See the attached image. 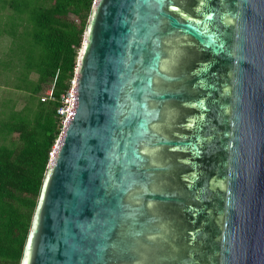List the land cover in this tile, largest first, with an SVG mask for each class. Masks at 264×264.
<instances>
[{"label": "water", "instance_id": "water-1", "mask_svg": "<svg viewBox=\"0 0 264 264\" xmlns=\"http://www.w3.org/2000/svg\"><path fill=\"white\" fill-rule=\"evenodd\" d=\"M21 264H264V0H95Z\"/></svg>", "mask_w": 264, "mask_h": 264}, {"label": "trees", "instance_id": "trees-1", "mask_svg": "<svg viewBox=\"0 0 264 264\" xmlns=\"http://www.w3.org/2000/svg\"><path fill=\"white\" fill-rule=\"evenodd\" d=\"M94 0H0V264H21ZM18 18L19 24L12 23ZM13 24V26L11 25ZM53 97L42 100L49 87ZM23 94L20 106L18 96ZM18 95V96H17Z\"/></svg>", "mask_w": 264, "mask_h": 264}, {"label": "built area", "instance_id": "built-area-1", "mask_svg": "<svg viewBox=\"0 0 264 264\" xmlns=\"http://www.w3.org/2000/svg\"><path fill=\"white\" fill-rule=\"evenodd\" d=\"M95 1V0H94ZM76 87H77V73L75 72L74 78L71 79L69 88L62 95V105L58 108V113L60 115V133L56 140V143L53 146L52 151L50 152V160H53L54 154L58 147L59 141L64 133V130L68 124V121L72 118L75 107V98H76ZM53 86L49 87L46 93L43 95L42 100H47L53 97Z\"/></svg>", "mask_w": 264, "mask_h": 264}, {"label": "rangeland", "instance_id": "rangeland-1", "mask_svg": "<svg viewBox=\"0 0 264 264\" xmlns=\"http://www.w3.org/2000/svg\"><path fill=\"white\" fill-rule=\"evenodd\" d=\"M3 22H4V16H3V13L0 12V31L7 26V25L2 26ZM12 23H14L17 27V25L19 24V20H18L17 16H16V18L12 19ZM11 25L13 26V24H11ZM9 40L10 39L8 36H3L0 38V53L5 48V46H7L9 44ZM1 74L2 73H1V68H0V96H4V95L8 94V92L6 91V87L3 86V80H4L5 76H3ZM18 99H19V105L21 106L24 103L23 94H20L18 96Z\"/></svg>", "mask_w": 264, "mask_h": 264}, {"label": "bare ground", "instance_id": "bare-ground-1", "mask_svg": "<svg viewBox=\"0 0 264 264\" xmlns=\"http://www.w3.org/2000/svg\"><path fill=\"white\" fill-rule=\"evenodd\" d=\"M59 142H60V141H59ZM55 154H56V153H55ZM55 154H54V155H55Z\"/></svg>", "mask_w": 264, "mask_h": 264}]
</instances>
